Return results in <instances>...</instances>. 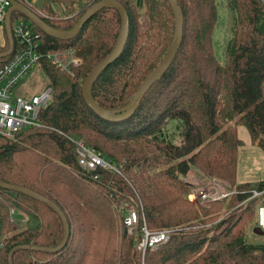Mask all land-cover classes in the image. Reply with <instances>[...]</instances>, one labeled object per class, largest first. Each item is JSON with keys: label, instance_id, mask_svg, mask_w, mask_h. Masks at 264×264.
Instances as JSON below:
<instances>
[{"label": "trees", "instance_id": "1", "mask_svg": "<svg viewBox=\"0 0 264 264\" xmlns=\"http://www.w3.org/2000/svg\"><path fill=\"white\" fill-rule=\"evenodd\" d=\"M99 1L50 0L61 12L56 17L52 16L56 11L43 3L49 15H40L34 7L32 11L65 30ZM120 2L127 9L130 34L124 52L100 74L92 90L107 112L125 107L136 96L175 35L176 16L169 0ZM177 2L184 16L178 53L124 120L102 118L82 92L86 76L115 48L122 27L119 12L111 7L99 10L76 37L65 40L32 23L42 38L40 71L53 88V100L41 113L44 127L0 138V180L30 188L56 203L67 217L70 238L54 253L19 249L13 253V264H59L74 239L78 212L84 222L93 221L89 232L99 234L98 244L90 233V246L99 248L105 243L100 230L114 231L121 203L140 212L139 225L132 234L124 231L120 244L116 239L114 244L107 242L103 252L96 251L101 256L96 264H264V242H251L246 231V220L256 218V201H249L240 216L229 215L208 226L226 203L241 205L253 188L264 186V180L239 184L236 179L244 142L238 128L245 126L252 144L264 150V0H228L224 62L218 59L213 42L220 21L218 0ZM21 16L28 20L14 12L12 21ZM8 46L7 38L4 50ZM70 48L74 61L66 68L48 57ZM77 141L98 149L122 171L82 168ZM193 167L212 177L229 178L237 187L229 202L194 205L189 198L191 183L186 181ZM65 195L79 203H66ZM21 211L31 217L26 224L20 223ZM145 221L151 231L171 229V239L158 248L139 250ZM116 234L117 230L112 238ZM63 236L64 223L48 204L0 186V264H10L9 253L16 246L56 247ZM76 247L81 244L69 250L70 257L83 264ZM61 264H70V259Z\"/></svg>", "mask_w": 264, "mask_h": 264}, {"label": "built area", "instance_id": "2", "mask_svg": "<svg viewBox=\"0 0 264 264\" xmlns=\"http://www.w3.org/2000/svg\"><path fill=\"white\" fill-rule=\"evenodd\" d=\"M22 1L35 2V0ZM10 7V0H0V25H5L6 14ZM12 34L14 35V51L0 61V138L6 139L15 138L27 128L44 127L45 123L40 116L42 111L49 108L54 95L53 88L48 83L36 93L23 92L21 95H16L15 90L22 84L25 77L37 69L40 70L42 38L36 32L32 22L25 20L22 16L12 21ZM48 57L66 68L74 61V49L70 48L65 53H51ZM76 150L78 163L82 168L91 171H96L98 168L122 171V167L106 158L98 149L85 144L84 141L76 142ZM199 181L200 185L193 187L190 200L211 203L228 197L232 193L222 191L221 181L217 178L210 179L209 183L202 179ZM247 199L261 200L257 212V226L264 232V186L253 188ZM118 207L123 226L128 232L136 230L140 222V212L123 203ZM12 211L15 210L12 209ZM20 214H22L21 219L25 218L22 212ZM141 235L138 248L144 252L148 248H158L159 245L168 242L171 239L172 230L151 231L145 221Z\"/></svg>", "mask_w": 264, "mask_h": 264}, {"label": "water", "instance_id": "3", "mask_svg": "<svg viewBox=\"0 0 264 264\" xmlns=\"http://www.w3.org/2000/svg\"><path fill=\"white\" fill-rule=\"evenodd\" d=\"M10 1H11V7L9 8L6 14V19H5L6 23L4 25L6 30V35L8 36L9 39V46L7 50L0 51V58H5L8 55L12 54L14 51L13 50L14 35L12 34V21H11L14 12L22 13L25 17H27L28 20H30L35 26L37 25L43 32L62 40L72 39L76 37L79 34V30L81 29V27L89 20V18L92 17L99 10H102L103 8L111 7L119 12L122 18V27L120 31L121 34L114 46L115 48L105 59L100 61V63H98L95 66V68L86 76L87 78L85 79L82 87V92L87 104L91 106V108L94 110L95 113L99 114L102 118L106 120H124L126 117H128L133 112H135V110L137 109L140 103V100L145 96V94L154 85V83L164 76L168 68L173 63L183 38L184 16L182 9L179 5V2H177V0H169V2H171L174 11V16H176L175 35L172 43L170 44L169 49L167 50L164 57L161 59L162 61L159 63V65L153 70L150 76L139 86L136 96L129 103H127L125 107L112 110L111 112H107L95 101L92 90L100 74L124 52L125 45L130 34L129 17L124 3H121L118 0H101L99 2H96L87 12H85L79 18L78 23L74 27H72L71 29L61 30L49 25L36 12L32 11L28 6L24 5L23 3L18 2L17 0H10ZM0 186L8 190L13 189L25 195L27 194L40 202L42 201L48 204L52 209H54V211H56L59 214L60 218L62 219V222L64 223V236H63L64 239L59 245H57L56 247H46V246L36 247L32 245L16 246L9 253L10 264H13V256H14L13 253L19 249H31L35 251H41V252L45 251L49 253H54L57 252V250L63 248L67 244L70 238L69 237L70 225L67 221V217L64 211L56 203L52 202L50 199H48L47 197L41 194L39 195L38 193L27 187L24 188L21 186L9 185L8 183L2 180H0Z\"/></svg>", "mask_w": 264, "mask_h": 264}, {"label": "rangeland", "instance_id": "4", "mask_svg": "<svg viewBox=\"0 0 264 264\" xmlns=\"http://www.w3.org/2000/svg\"><path fill=\"white\" fill-rule=\"evenodd\" d=\"M120 1H124L125 3L127 2V0H120ZM227 2H228V0H218V15H219L220 21H219V24H217L215 29H214L215 31H214V36H213L214 49H215V52H216L218 59H220L221 62H224V60H225L224 49H225V41L227 39L225 26H226V20L228 21ZM42 3L44 5L46 4L47 6L52 7V5H50L51 4L50 0H35V2H30V3L23 1L24 5L28 6L31 10H32V7H34L36 9V11L39 12L40 15H42V14L43 15L44 14L49 15V12L47 10H45L44 8H42V6L40 5ZM55 11H56V13L52 14V16L56 17V16L61 14V12H59V10H55ZM140 14H142V16H143V11H140ZM46 84H47V78H45L44 74L40 70L37 69L25 77V80L15 90V93H16V95H21V94H23V92L36 93V92H38V90L44 88ZM18 164L22 165V164H20L19 160H18ZM224 169L227 170V167H224L222 170H224ZM112 172H116V171L112 170ZM116 173L119 174L120 172H116ZM215 178H217L221 181V188L220 189L222 191H224V192H230L231 191L232 192L228 197H224V198H221V199L216 200V201L229 202L231 196L233 197V195L235 194V191L237 190L236 185L232 184L230 179L227 177H224V176L222 177L220 175H215V177H212L210 175H207L204 170L199 169L197 167H193L186 177V181L191 183V187L189 188V190H190L189 197L193 191V187H197L198 185H200V184H198L200 182L199 181L200 179L205 180V182L209 183L210 179H215ZM64 200L66 203L74 204V205H76V203L78 202V200L71 195H65ZM190 201L194 205H198V206L204 205L206 207L210 206V203H202V202L200 203L198 200H190ZM249 201H256L257 205H256V212H254V215H255L254 217H256V218L253 217L254 219H252L251 222L250 221L248 222L246 220V226H247L246 231L248 232L247 238L251 242H260V241L264 242V232H262V230L259 229L257 226V219H258L257 212H258V208H259L260 201H261L260 199L259 200L247 199L246 201H244V203H241V205L239 203H236V201H233L234 206H232V207L231 206L229 207V204L226 203L223 206V208L219 211V215L216 216L215 219H213L211 222H209L208 226H211L210 224H213V225H216L217 223L219 224L220 222H222L223 219H225V217H228L229 215L237 214V216H240V213H242L243 210H245V208L248 206ZM91 208H93L92 204H91ZM253 209L254 208H252V211H253ZM93 210H94V208H93ZM21 212L23 213V215H25V218L21 219L20 223L26 224L30 220L31 217H30L29 213L23 212V211H21ZM78 214L81 217H77L76 221L75 220L73 221V223H75L73 226V232H72L74 239H72L73 241H71V244L69 247L71 249L74 246H77L79 243L81 244V247H76V249L78 250V252H80L81 257L84 258L83 264H96L98 262L97 260H99L101 257V256L97 255L96 251L97 252H100V251L103 252V248L106 246V243L109 242L108 245L114 244L116 239H118L119 244H120L121 240L124 238L123 236H121L124 233V231L128 234H132V232H130V231L128 232V230L123 226L122 221H120L121 218L118 220L116 219V221H114V222H117V227L114 228V231L117 230V234L115 235V237L112 238V234L114 231L110 232V231L104 230V228H102L100 230L102 232V233H100V237L102 239L101 243H104V242L105 243L102 246L99 245V248H97V246H95L93 248L90 246L92 244V238L89 237V235L91 233V236L95 240V245H97L98 244L97 236L99 234H97L95 232L94 233L89 232V230H90L89 226H91V222H93V221L90 222L87 220L84 222L83 221L84 219L82 217L83 216L82 212H78ZM97 220H96V222H98ZM97 226H99V224ZM191 230H192V228H191ZM70 249L68 248V249L64 250L63 256L59 259V264H61V260H63V259H64V261L70 259V264H77L78 263L77 260L74 261L73 259H71V257H70L71 252H69ZM45 258L49 259L50 257L45 256Z\"/></svg>", "mask_w": 264, "mask_h": 264}, {"label": "crops", "instance_id": "5", "mask_svg": "<svg viewBox=\"0 0 264 264\" xmlns=\"http://www.w3.org/2000/svg\"><path fill=\"white\" fill-rule=\"evenodd\" d=\"M7 38L5 26L0 25V48H2L0 50L2 51H5ZM238 131L244 142L238 152L237 183H258L264 180V150L252 144L250 132L245 126H240Z\"/></svg>", "mask_w": 264, "mask_h": 264}]
</instances>
